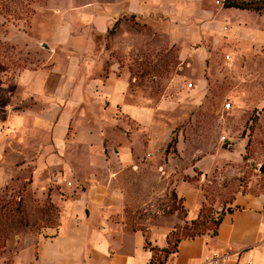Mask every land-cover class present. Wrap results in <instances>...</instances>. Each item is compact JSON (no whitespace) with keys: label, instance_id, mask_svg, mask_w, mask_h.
I'll return each instance as SVG.
<instances>
[{"label":"rangeland","instance_id":"374dc122","mask_svg":"<svg viewBox=\"0 0 264 264\" xmlns=\"http://www.w3.org/2000/svg\"><path fill=\"white\" fill-rule=\"evenodd\" d=\"M128 1L0 0V161L14 170L0 190V264L112 180L128 182L126 204L100 224L143 229L158 259L194 227L175 180L202 196L193 232L211 234L236 193H264V9L226 7L217 39L184 42L197 26L156 24ZM235 24L242 40L226 33ZM132 106L152 114L139 121ZM166 224L170 247L157 242Z\"/></svg>","mask_w":264,"mask_h":264},{"label":"crops","instance_id":"0c3cea01","mask_svg":"<svg viewBox=\"0 0 264 264\" xmlns=\"http://www.w3.org/2000/svg\"><path fill=\"white\" fill-rule=\"evenodd\" d=\"M224 1L223 4H217L215 0H129L128 8L133 13L154 18L156 24H164L170 28L184 29L180 27L184 24L177 19L188 20V25L197 26L198 29H184L191 33L184 42L199 39L212 42L217 39L214 31L222 30V21L226 17L218 15L224 8L235 7L233 9L238 13H259L255 9L225 6ZM232 26L231 30L226 32L227 35L233 38L235 34L242 40L239 26ZM163 37L168 42H178L174 38L166 39L164 35ZM114 73L110 72L106 80L110 91L117 90ZM108 86L106 85L107 92ZM131 113L139 121H146L152 114L148 107L141 106H132ZM26 121L24 117L23 122ZM96 136L93 133V137ZM1 148L0 133V151ZM73 148L75 146H72V150ZM119 154L123 164L132 159L127 146H122ZM114 158L120 162L119 157ZM118 164L113 163L109 167L115 169ZM68 167L73 168V165L69 164ZM13 171L6 170L0 161V190ZM127 183L112 180L107 187H100L105 189L104 192L95 193L89 201L87 196H82L83 202L80 201V196L72 199L62 210L55 225L42 228L34 242L13 254L14 264H208L206 256L213 251L226 255L218 258L217 264H264V193H236L230 204L237 206L223 214L216 234L206 232L181 238L173 251L158 259L156 250L146 247L143 229L132 227L127 233L114 234L100 224L102 212L112 211L111 206L115 203H120L119 206L126 204ZM173 186L183 198L187 219L197 216L202 196L189 185H179L177 180ZM87 202L89 211L85 207ZM127 202L134 206L132 202ZM157 229L158 234H161L157 241L159 246L167 245L163 235L170 229V225L159 226Z\"/></svg>","mask_w":264,"mask_h":264},{"label":"trees","instance_id":"16d2710c","mask_svg":"<svg viewBox=\"0 0 264 264\" xmlns=\"http://www.w3.org/2000/svg\"><path fill=\"white\" fill-rule=\"evenodd\" d=\"M224 5L225 6H236V7L247 8V9H255V10L264 9V4L258 3V1H253V0H225L224 1ZM233 198L234 197H232V200H233ZM179 199H181V196L179 197ZM232 200H230V201H232ZM231 206H232L231 204L230 205L228 204L227 206L221 208V210L219 212V216H218V218H217V220L215 222V227H214V229H212L211 234H216L218 226H219V223L222 220L223 214L226 211L234 210L237 205H233L232 207ZM181 208L183 209V208H185V206L183 205V206H181ZM202 210H203V204L201 203V206H200V209H199V212H198L197 216L192 218L190 220V222H189L191 224H194V227L192 228V231H191L190 235H188L186 237H194L196 235H200L202 233L208 232L207 230L210 229L209 226H207V224H206L204 226V229H202L201 231L193 232L194 228H196L195 222L199 221L201 219V217H202V215H201ZM188 230H191V229L189 228ZM168 233H170V231ZM181 238H185V237H181ZM181 238H179L178 240H180ZM178 240H176V242L174 243V246L172 247V249L170 251H173L175 249ZM167 246L170 247V245H167ZM166 253L167 252H165L164 254H166Z\"/></svg>","mask_w":264,"mask_h":264},{"label":"built area","instance_id":"2783aa9c","mask_svg":"<svg viewBox=\"0 0 264 264\" xmlns=\"http://www.w3.org/2000/svg\"><path fill=\"white\" fill-rule=\"evenodd\" d=\"M229 103H226V106ZM220 257H226V255H221L218 253V251H213L210 255L206 256V261L208 264H217L218 263V258Z\"/></svg>","mask_w":264,"mask_h":264},{"label":"water","instance_id":"95a60500","mask_svg":"<svg viewBox=\"0 0 264 264\" xmlns=\"http://www.w3.org/2000/svg\"><path fill=\"white\" fill-rule=\"evenodd\" d=\"M42 44H43V45H45V43H44V42H43Z\"/></svg>","mask_w":264,"mask_h":264}]
</instances>
